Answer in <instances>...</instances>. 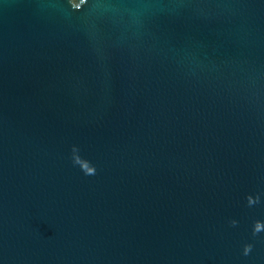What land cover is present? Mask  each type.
<instances>
[{"label":"water","instance_id":"95a60500","mask_svg":"<svg viewBox=\"0 0 264 264\" xmlns=\"http://www.w3.org/2000/svg\"><path fill=\"white\" fill-rule=\"evenodd\" d=\"M0 264H264V0H0Z\"/></svg>","mask_w":264,"mask_h":264},{"label":"clouds","instance_id":"9594fccd","mask_svg":"<svg viewBox=\"0 0 264 264\" xmlns=\"http://www.w3.org/2000/svg\"><path fill=\"white\" fill-rule=\"evenodd\" d=\"M72 159L73 162L77 165H79L80 169L87 175V174H94L95 172V168L94 166L88 161V167L85 168L83 166V159L79 154H78V150L75 148V146H73L72 148Z\"/></svg>","mask_w":264,"mask_h":264}]
</instances>
